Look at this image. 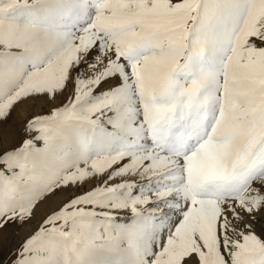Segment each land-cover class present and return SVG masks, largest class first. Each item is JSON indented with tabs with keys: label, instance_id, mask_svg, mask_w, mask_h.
Returning a JSON list of instances; mask_svg holds the SVG:
<instances>
[{
	"label": "snow or ice",
	"instance_id": "1",
	"mask_svg": "<svg viewBox=\"0 0 264 264\" xmlns=\"http://www.w3.org/2000/svg\"><path fill=\"white\" fill-rule=\"evenodd\" d=\"M0 264H264V0H0Z\"/></svg>",
	"mask_w": 264,
	"mask_h": 264
}]
</instances>
